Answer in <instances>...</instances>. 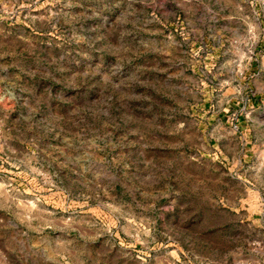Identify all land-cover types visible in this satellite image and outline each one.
Wrapping results in <instances>:
<instances>
[{
    "label": "rangeland",
    "instance_id": "obj_1",
    "mask_svg": "<svg viewBox=\"0 0 264 264\" xmlns=\"http://www.w3.org/2000/svg\"><path fill=\"white\" fill-rule=\"evenodd\" d=\"M0 264H264V0H0Z\"/></svg>",
    "mask_w": 264,
    "mask_h": 264
}]
</instances>
